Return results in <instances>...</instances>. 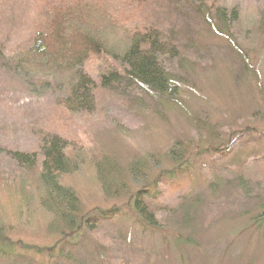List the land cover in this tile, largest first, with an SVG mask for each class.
<instances>
[{"label": "rangeland", "instance_id": "rangeland-1", "mask_svg": "<svg viewBox=\"0 0 264 264\" xmlns=\"http://www.w3.org/2000/svg\"><path fill=\"white\" fill-rule=\"evenodd\" d=\"M59 1L0 0V239L38 248L42 257L35 263L46 264L48 250L74 237L58 228L40 184L45 140L58 137L69 158V172L58 183L73 192L82 214L117 208L122 215L83 232L81 243L67 249L75 260L264 264V0H106L109 7L137 12L127 28L142 19L162 26L181 45L183 66L166 63L177 76L172 101L124 82L112 91L97 89L96 107L88 112L64 109L68 96L54 77L46 92L10 67L47 28L49 9ZM218 10H225L229 24L218 19ZM107 37L117 44L125 39ZM116 68L123 70L109 57L85 67L97 87ZM176 144L190 146L183 184L168 186L159 202L165 208L158 214L161 229L144 230L126 206L129 190L138 189L129 173L146 166L152 181L157 163L173 167L165 155ZM212 146L217 152L206 154ZM13 153L35 155L38 163L21 165ZM184 206L194 217L188 231L178 227ZM178 235L194 244L176 246Z\"/></svg>", "mask_w": 264, "mask_h": 264}, {"label": "trees", "instance_id": "trees-1", "mask_svg": "<svg viewBox=\"0 0 264 264\" xmlns=\"http://www.w3.org/2000/svg\"><path fill=\"white\" fill-rule=\"evenodd\" d=\"M138 1L141 5H147L146 0ZM130 8L129 6L127 10V8L109 7L106 0L104 3L98 0L55 2L49 9L50 17L45 22L47 28L38 30L26 54L12 58L11 70L29 80L34 89L37 87L46 92L52 89L51 86H55L54 80V83L48 81V78L54 77L60 83L59 88L68 96L62 100L67 112L93 111L96 107L97 89L112 91L113 87H119L124 82L146 91L160 101H172L177 97L172 88L177 76L167 72L166 63L174 61L176 65L183 66V57L180 53L182 47L177 42L170 41L162 26V28L156 27L145 19H142L141 25L127 28L128 19L132 16L137 18V12L131 11L134 9L130 10ZM212 11L209 8L208 12L212 13ZM216 13L219 20L229 24L226 22L225 10H218ZM231 19V23H235L238 14L233 12ZM131 24H133L132 20ZM121 35H124L125 39L120 38L121 43L118 44L107 37H121ZM99 57L113 59L123 67V70L116 68L109 74H104L101 77L100 87H97L85 67L88 61ZM174 147L176 152L173 150V153L165 155L166 160L171 162L169 165L173 167L165 169L157 163L158 172L152 181L148 174L150 170L146 166L137 167L142 172L141 175L134 172L138 171L137 168H133L129 173L130 177L137 181L138 189L133 193L129 190L126 206L134 213L137 223L144 230H148L147 227L161 229L158 214L165 211V208L159 202L169 191L168 186L178 188L183 184L181 181L183 171L190 163L185 159L190 146L176 144ZM217 149L213 147L207 149L208 152L205 153L209 154ZM12 156L18 163L28 167L38 163L34 160L35 155L13 153ZM42 156L43 170L40 184L47 196L46 205L51 207L58 228L69 230L72 232L71 235H74L71 241L63 242L60 247L48 250L45 254L46 264H83L82 261L72 258L67 249L79 245L81 239L85 237L82 236L83 232L94 230L102 220L122 217L120 209L114 208L95 215L94 212L82 214L79 201L73 192L58 183L59 177L69 172L67 147L58 137H51L45 140ZM244 183L242 179L239 185L243 186ZM198 202L197 200L191 209H195ZM182 212L178 227L180 230L184 228H187V231L191 230L194 217H190L189 207L184 206ZM189 234H192V231ZM175 244L181 247L190 246L194 241L191 237L187 236L184 239L178 235L175 237ZM35 257H42L38 248L15 244L5 237L0 239V261L4 264H36Z\"/></svg>", "mask_w": 264, "mask_h": 264}]
</instances>
